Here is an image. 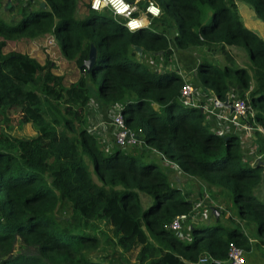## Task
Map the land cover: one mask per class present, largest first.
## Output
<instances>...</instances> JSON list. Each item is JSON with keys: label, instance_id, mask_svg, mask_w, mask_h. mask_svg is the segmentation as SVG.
<instances>
[{"label": "trees", "instance_id": "1", "mask_svg": "<svg viewBox=\"0 0 264 264\" xmlns=\"http://www.w3.org/2000/svg\"><path fill=\"white\" fill-rule=\"evenodd\" d=\"M42 1L44 7H33L27 0L17 19L0 17V108H17L20 119L36 130L29 137L0 132V264H108L86 253L98 239L81 224L97 218L111 226L121 251L137 245L134 264H229L222 261L229 241L249 248L239 226L226 227L218 218L192 225L187 240L167 229L174 215L189 213L193 200L170 182L142 145L131 144L125 151L104 132L87 131V81L96 83L97 100L117 104L124 124L162 160L201 183L225 189L237 214L256 224L257 242L263 243L264 200L254 193L262 186L260 166L244 158L237 134L210 130L199 107L178 100L183 79L167 67L172 49L165 31L171 26L178 48L217 45L223 63L201 57L195 76L218 99L226 91H239L253 111L249 119L261 128L254 129L252 139L264 162V37L242 23L236 1L153 0L159 15L132 31L88 4L76 17L77 0ZM240 1L264 21V0ZM45 33L78 68L92 42L96 56L89 70L79 68V76L63 84L48 60L2 51L5 39ZM133 44L141 46L142 57L160 56L163 66L138 62ZM225 45L243 48L251 73L229 63ZM42 106L64 128L49 125ZM61 203L69 205L72 222L57 221ZM207 255L211 259L198 261Z\"/></svg>", "mask_w": 264, "mask_h": 264}, {"label": "rangeland", "instance_id": "2", "mask_svg": "<svg viewBox=\"0 0 264 264\" xmlns=\"http://www.w3.org/2000/svg\"><path fill=\"white\" fill-rule=\"evenodd\" d=\"M26 1L27 0H0V17L6 22H9L12 18L17 19L19 10L22 4ZM28 1L31 6L34 7L36 5L39 6L40 1L42 0ZM235 1L238 16L242 23L260 36L264 37V21H261L255 16L248 3L240 0ZM86 2L87 0H77L75 7L76 17L79 18L84 14L86 10ZM105 12L113 20V16L107 11ZM118 19H120V17ZM174 32L175 26H171L165 31V35L168 38V44L172 49V55L168 60L170 69H175L183 77H187L188 80L195 86V89H199V91L207 97L206 95L209 91L198 82L195 76L194 67L201 57L211 60L212 63L221 65L224 61V54L220 52L218 46L215 44H211L208 48L205 46H188L186 48H178L171 40ZM4 42L5 43L2 47L3 52L9 50L24 52L35 57L40 63L44 60H48L52 64V71L62 77L63 84H68L69 82L74 81L81 73L80 69L73 60L66 59L62 56L58 44L49 33L33 38L19 37L14 39H5ZM224 48L230 55L231 59L229 60V63L231 65L244 66L248 72L251 73L250 62L243 48L237 45H225ZM142 60L147 66L157 68L163 66V59L158 55L146 53L143 55ZM87 82L91 87L89 86L90 98L85 111L86 123L91 125L93 128H98L101 124L106 126L110 118V114H113V104L112 102L102 103L101 100H97L95 96V94H97L96 83L90 81ZM252 86L251 80L249 88H252ZM248 90L249 89L244 91V94H246ZM233 92L235 95H239V91L234 90ZM41 108L45 112L46 121L49 125L57 128H64L61 123L56 124L52 122V112L47 107L42 106ZM19 115L20 113L17 108H0V132H8L17 137H29L35 135L36 130L32 127L30 122L22 121ZM206 123L210 130H219V124L216 120L205 122V124ZM254 128L255 127L250 128L248 133H246V135L244 134L241 139V150L243 153L245 152L246 156L245 154L243 156H245L244 158L248 162L255 161L256 159L251 147L253 143L252 132ZM104 129L106 134L111 135L109 125H107ZM110 138L111 137L109 136V139ZM134 145H142L146 148L147 153L152 160H154L163 170L166 171L170 182L177 185L183 193H186V195L193 200L190 211L193 218H189L177 230L168 229L166 226L168 230L173 232L178 238H186L187 240L191 236V229L189 227L192 224H203L204 222H210L215 218H218L220 223L226 227L231 224L239 226V228H241L243 233L246 235L250 245L248 249H244L242 247L244 250V263L264 264V240L263 243L257 242V240L261 237L259 238L256 234V224L252 221L245 220L237 214V210L231 200V196L225 189L201 183L198 179L183 173L169 161L162 160L155 149L146 146L141 140L134 142L132 146ZM107 146L111 147L109 144ZM130 146L131 144H128L122 149L128 151ZM261 183L262 186L256 187L254 189V193L259 199L264 200V177L262 178ZM203 190H206V196L203 195ZM144 197L145 196L142 195V198ZM213 209L217 210V216L214 215ZM55 217L60 224H66L72 222L74 215L71 213V209L68 204L61 203L56 207ZM81 227L84 230L93 232L98 239L97 246L86 251L89 256L97 259L99 258V260L108 264L135 263L137 245L121 251L116 246V235L112 232L111 226L103 219L97 218L94 220L83 221ZM15 246L18 247L17 244Z\"/></svg>", "mask_w": 264, "mask_h": 264}, {"label": "built area", "instance_id": "3", "mask_svg": "<svg viewBox=\"0 0 264 264\" xmlns=\"http://www.w3.org/2000/svg\"><path fill=\"white\" fill-rule=\"evenodd\" d=\"M140 1H145L142 4H139ZM123 5H126V9L121 11L118 6H114L111 2L104 3L102 0V5L99 11H107L113 15V19L116 20L120 17V20L124 27L127 30H133L129 28L130 21H139L142 26H146L150 22V18L153 16V13L149 11L151 6L157 8L158 5L153 0H122ZM86 4L89 5V8L94 9L92 4L93 0H87ZM119 16V17H117ZM137 29V28H136ZM135 30V29H134ZM191 71V70H190ZM183 83L179 89L178 100L184 105L196 106L199 107L203 113L205 122H209L211 118L217 121L219 124V130L216 131L219 135H226L229 133L237 134L239 140L241 141L243 135L248 133V130L252 127L254 129L260 130V126L253 123L249 117L253 115V111L249 105H247L241 97L234 95L231 91H226L222 99H218L216 96L212 95V99L208 102L201 103L200 101L195 100L194 93L196 92L195 86L188 80L187 77H183ZM222 100H226L228 104L231 105V109H228L226 106L218 105ZM113 114H110L107 125L110 126V134L105 133V125L101 124L98 128H93L91 125L86 123L87 131L95 133V135H101V132H104L106 135L110 136L112 142L120 147H124L128 144H134V142L139 141L138 134L129 129L123 122L122 116L119 112V109L116 105H112ZM228 127V129L226 128ZM253 129V131H254ZM102 140V137H98ZM253 140V139H252ZM244 142V140H243ZM242 146V145H241ZM252 151L254 152L255 161H250V164L254 162L260 164L261 173L264 176V162L259 160V155L255 153V145L252 143ZM247 153V152H246ZM170 162V161H169ZM171 163V162H170ZM173 164V163H172ZM177 167L175 164H173ZM207 193H204L206 196ZM191 211V210H190ZM189 213H178L170 219L167 223L168 229L177 230L185 223L189 218H193L191 212ZM193 225V224H192ZM192 225L189 227L191 229ZM206 259H211L210 256L199 257L198 261H204ZM223 262L229 264H244V250L242 247L236 245L235 243L229 241L227 246L226 257L222 260Z\"/></svg>", "mask_w": 264, "mask_h": 264}, {"label": "water", "instance_id": "4", "mask_svg": "<svg viewBox=\"0 0 264 264\" xmlns=\"http://www.w3.org/2000/svg\"><path fill=\"white\" fill-rule=\"evenodd\" d=\"M39 7H44V1H40ZM131 50L134 51V55H135L136 60L138 62L141 61L142 60V49H141V46H139L137 44H133L131 46ZM95 56H96V48H95L94 44L92 42H90L89 48H88V51H87V56L81 62V64L79 65V68L80 69L83 68L85 71H88L89 68L91 67V65L94 62ZM218 105L226 106V107H228V109H231V105L228 104L226 100L220 101L218 103ZM206 125H207V123H206ZM257 165L260 166V164H257ZM213 212H214V215L217 216V210L213 209Z\"/></svg>", "mask_w": 264, "mask_h": 264}, {"label": "clouds", "instance_id": "5", "mask_svg": "<svg viewBox=\"0 0 264 264\" xmlns=\"http://www.w3.org/2000/svg\"><path fill=\"white\" fill-rule=\"evenodd\" d=\"M103 2L104 3H108V2H111L114 6H118L119 8H120V10L121 11H123V10H125L126 9V5H123V3H122V0H103ZM101 5H102V0H93V4H92V6H93V8H94V10L95 9H99L100 7H101ZM149 11L151 12V13H153V15H159V12H160V10H159V8H157V7H155V6H151L150 8H149ZM106 13V12H105ZM106 15H107V13H106ZM112 15V14H111ZM107 16H109V15H107ZM113 16V15H112ZM153 17H155V16H153ZM112 19V18H111ZM114 20V19H113ZM114 21H118V22H120L121 20L120 19H116V20H114ZM150 21H151V18H150ZM149 24H150V22H149ZM149 24H147L146 26H142V24H141V22H139V21H135V20H133V21H130V23H129V28L130 29H136V28H140V27H147ZM132 31V30H131Z\"/></svg>", "mask_w": 264, "mask_h": 264}, {"label": "crops", "instance_id": "6", "mask_svg": "<svg viewBox=\"0 0 264 264\" xmlns=\"http://www.w3.org/2000/svg\"><path fill=\"white\" fill-rule=\"evenodd\" d=\"M167 67L170 68V65L168 64ZM194 96H195V100L196 101H200L201 103L208 102V101H210L212 99V95L209 92H207V95H206L207 97H205L204 94L199 91V89H196V92L194 93ZM213 120L214 119L211 118L210 122L213 121ZM226 128L228 129V127H226ZM110 141H112L111 138H110Z\"/></svg>", "mask_w": 264, "mask_h": 264}]
</instances>
